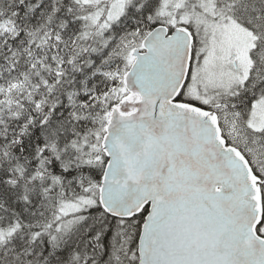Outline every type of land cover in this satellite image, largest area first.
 <instances>
[{
    "label": "snow or ice",
    "instance_id": "obj_1",
    "mask_svg": "<svg viewBox=\"0 0 264 264\" xmlns=\"http://www.w3.org/2000/svg\"><path fill=\"white\" fill-rule=\"evenodd\" d=\"M0 264H264V0H0Z\"/></svg>",
    "mask_w": 264,
    "mask_h": 264
}]
</instances>
